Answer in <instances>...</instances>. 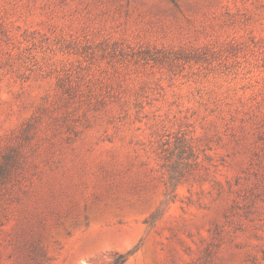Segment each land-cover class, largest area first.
I'll use <instances>...</instances> for the list:
<instances>
[{
  "label": "rangeland",
  "instance_id": "1",
  "mask_svg": "<svg viewBox=\"0 0 264 264\" xmlns=\"http://www.w3.org/2000/svg\"><path fill=\"white\" fill-rule=\"evenodd\" d=\"M0 264H264V0H0Z\"/></svg>",
  "mask_w": 264,
  "mask_h": 264
}]
</instances>
